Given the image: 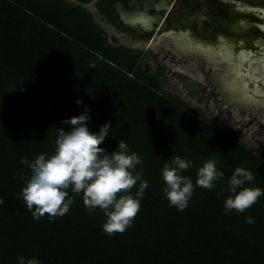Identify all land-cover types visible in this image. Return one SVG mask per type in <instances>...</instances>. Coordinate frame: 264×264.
<instances>
[{"label": "trees", "instance_id": "16d2710c", "mask_svg": "<svg viewBox=\"0 0 264 264\" xmlns=\"http://www.w3.org/2000/svg\"><path fill=\"white\" fill-rule=\"evenodd\" d=\"M78 98L92 131L113 126L102 147L111 152L124 139L143 161L136 171L148 187L123 233L106 234L103 210L90 212L71 188L74 203L63 216L36 219L23 201L31 172L22 158L54 153L55 128L68 130L61 122L83 111ZM175 156L193 162L182 173L194 184L184 210L164 193L161 172ZM209 159L224 178L213 189L195 186ZM237 166L255 176L247 187L264 189L261 155L222 121L195 116L162 93L139 55L111 46L86 13L57 0H0V264L19 256L40 264H264V196L243 213L224 210Z\"/></svg>", "mask_w": 264, "mask_h": 264}, {"label": "clouds", "instance_id": "9594fccd", "mask_svg": "<svg viewBox=\"0 0 264 264\" xmlns=\"http://www.w3.org/2000/svg\"><path fill=\"white\" fill-rule=\"evenodd\" d=\"M76 103L83 107V111L61 122L69 126L68 130L55 128L54 153H40L31 161L27 157L22 158L21 164L31 172L22 189L23 201L36 219L45 214L50 219L63 216L74 203V197L68 192L71 188L72 193L83 194L84 205L90 212L97 208L103 210L106 221L102 228L106 234L123 233L133 223L148 187L147 182L141 179V173L136 171L137 165H142L143 161L137 153L130 151L124 139H119L118 147L111 152L102 147L112 134L111 122H105L98 131H92L89 107L80 98ZM185 151H189L187 146ZM192 166L193 162L187 157L175 156L161 172L169 205L178 210H184L193 195L192 178L182 174ZM224 175L216 160H206L197 170L195 186L213 189ZM254 179L250 170L235 167L227 182L226 191L230 195L224 200L226 213L233 210L243 213L264 196V189L246 186ZM138 181L139 188L133 194L131 190ZM3 204L0 199V206ZM247 222H253L252 218H247ZM17 264H40V261L19 256Z\"/></svg>", "mask_w": 264, "mask_h": 264}, {"label": "flooded vegetation", "instance_id": "af4514ba", "mask_svg": "<svg viewBox=\"0 0 264 264\" xmlns=\"http://www.w3.org/2000/svg\"><path fill=\"white\" fill-rule=\"evenodd\" d=\"M57 1L86 13L115 48L137 55L152 50L163 63L197 70L205 82L181 77L179 71L174 73L191 97L196 93L202 95L198 102L209 100L215 94L237 106L249 100L252 106L264 105L261 92L256 97L228 89L229 79H234L238 69L232 68L228 72L213 69V66L223 64L235 65L242 54L257 55L264 61V45L262 50L257 47L259 42H264V16L256 20L252 12L256 8L264 11V0L258 5L255 0ZM124 17L132 22L127 24ZM146 28L151 30L146 31ZM252 65L253 58L241 66V72H247V67ZM210 83L220 90L206 89Z\"/></svg>", "mask_w": 264, "mask_h": 264}, {"label": "rangeland", "instance_id": "374dc122", "mask_svg": "<svg viewBox=\"0 0 264 264\" xmlns=\"http://www.w3.org/2000/svg\"><path fill=\"white\" fill-rule=\"evenodd\" d=\"M259 2L260 0H255L256 5L260 4ZM258 45L263 46L264 42L261 41ZM165 46L168 47L166 42ZM140 53V64L150 73L157 75L159 89L162 93L168 97L178 99L180 103L189 111H192L195 116L208 121H222L228 126L233 134V138L241 146L264 158V105L258 104L259 106H251L249 104V106L245 102L237 106L233 101L224 99L220 95L215 94L212 95L209 100H203L199 103L193 96L191 97L189 95V92H187L186 88L179 80V76L174 73L184 68L183 66H175L169 62H161L160 59L154 55L155 51L152 50H144ZM253 67L259 69L256 75L261 77L263 75L261 65L255 64ZM215 68L222 69L223 72L229 71V65L227 64L213 66V69ZM191 70L190 67V71ZM191 72L196 75V77H200V73L197 72V70ZM248 83L253 84V82ZM206 89L220 90L218 86H212L211 83L207 85ZM260 89L264 93L261 86ZM198 95L200 96V93H196L195 97Z\"/></svg>", "mask_w": 264, "mask_h": 264}, {"label": "bare ground", "instance_id": "6f19581e", "mask_svg": "<svg viewBox=\"0 0 264 264\" xmlns=\"http://www.w3.org/2000/svg\"><path fill=\"white\" fill-rule=\"evenodd\" d=\"M260 47H262V46H260ZM251 58H253L254 65L255 64L261 65V68L263 69V75L261 77H258L256 75L257 71L259 69L256 67H253L254 65L247 67V70H248L247 72H241V69H240L241 66L247 65V63L249 61H251ZM258 61H261V57H258L257 55L252 56V55H248V54H242V55H240L238 60L235 62V65L230 64L229 69L232 70V68L233 69L235 68V70L238 69V71H236L234 73L235 77L233 80L229 79V85H227L228 89H230V90L236 89L241 94H245V93L247 94L248 93V94H252L253 96H256V97L259 95V92H261V94H262L261 96H264V93L259 88L261 86L262 90L264 91V63L262 64V63H259ZM184 68H186V67H184ZM184 68L179 69L181 77H185V78H188L190 80H198V82H205L204 77L201 74H199V75L202 79L200 77L198 78V76L196 77V75H194L191 72V71H194L192 67H191V69H192L191 71H190V68H186V69H184ZM248 82H253V84L251 85ZM194 98L198 102V100L202 99V95H200V96L198 95ZM263 98L264 97H261V99H263ZM249 103H250V100H249V102L247 101L248 105H249ZM253 106H259V105L253 104Z\"/></svg>", "mask_w": 264, "mask_h": 264}, {"label": "water", "instance_id": "95a60500", "mask_svg": "<svg viewBox=\"0 0 264 264\" xmlns=\"http://www.w3.org/2000/svg\"><path fill=\"white\" fill-rule=\"evenodd\" d=\"M252 12H254V15H255V17H256V20H257L258 17H260V16H264V11H263V10H260V9H258V8H256V9H252ZM124 18H125V17H124ZM125 19H126V18H125ZM131 20H132V19H126V23L129 24L130 22H132ZM145 30H146V31H150L151 29H150V28H146ZM257 47H258L260 50H262L260 46H257ZM258 62H262V63H264V61H258Z\"/></svg>", "mask_w": 264, "mask_h": 264}]
</instances>
